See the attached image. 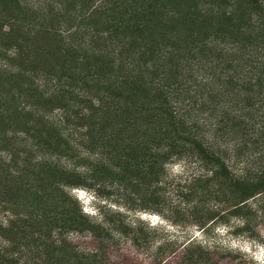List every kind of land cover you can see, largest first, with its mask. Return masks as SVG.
Wrapping results in <instances>:
<instances>
[{
	"label": "trees",
	"instance_id": "obj_1",
	"mask_svg": "<svg viewBox=\"0 0 264 264\" xmlns=\"http://www.w3.org/2000/svg\"><path fill=\"white\" fill-rule=\"evenodd\" d=\"M105 180L202 231L264 215V0H0V264H115L105 241L150 242L71 195Z\"/></svg>",
	"mask_w": 264,
	"mask_h": 264
},
{
	"label": "rangeland",
	"instance_id": "obj_2",
	"mask_svg": "<svg viewBox=\"0 0 264 264\" xmlns=\"http://www.w3.org/2000/svg\"><path fill=\"white\" fill-rule=\"evenodd\" d=\"M180 170L176 164L168 171L174 175ZM176 188L171 180L165 186L172 204L179 200ZM70 192L82 211L93 220L112 219L120 213L127 221L151 230L150 242L141 240L136 246L127 237L105 241L104 251L115 264H179L182 244L192 238L207 247L210 261L217 264H264V215L253 220L248 229L234 231L229 224L217 222L202 231L194 219L181 218L172 222L168 217L143 208L146 204L141 193L119 187L110 180L100 186L77 185L70 188ZM168 212L167 209L165 215H169ZM71 238L82 250L100 246V241L90 234L72 233Z\"/></svg>",
	"mask_w": 264,
	"mask_h": 264
}]
</instances>
